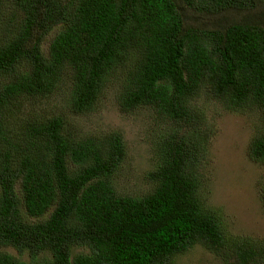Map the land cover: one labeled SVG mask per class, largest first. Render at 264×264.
<instances>
[{
  "label": "trees",
  "instance_id": "obj_1",
  "mask_svg": "<svg viewBox=\"0 0 264 264\" xmlns=\"http://www.w3.org/2000/svg\"><path fill=\"white\" fill-rule=\"evenodd\" d=\"M110 91L157 126L142 194L120 130L74 128ZM207 104L259 116L264 166V0H0V264H175L197 243L264 264L207 201Z\"/></svg>",
  "mask_w": 264,
  "mask_h": 264
},
{
  "label": "rangeland",
  "instance_id": "obj_2",
  "mask_svg": "<svg viewBox=\"0 0 264 264\" xmlns=\"http://www.w3.org/2000/svg\"><path fill=\"white\" fill-rule=\"evenodd\" d=\"M58 30L60 27L57 28ZM56 29V30H57ZM55 31L43 43L45 51ZM209 118L215 121L216 133L211 142L209 163L205 167L207 201L219 208L224 225L236 237L264 240V207L257 192V183L264 176V166L249 156V143L256 131L259 116H250L223 107L206 105ZM152 111L142 108L123 112L116 100V92L102 97L98 108L89 117L76 118V132L87 128H116L127 143V159L119 173L123 192L142 194L149 189L147 176L155 168L156 154L153 136L157 126L151 121ZM262 244V243H261ZM264 245V241L263 244ZM10 252L17 253L14 249ZM175 264H222V258L201 243L176 257Z\"/></svg>",
  "mask_w": 264,
  "mask_h": 264
}]
</instances>
